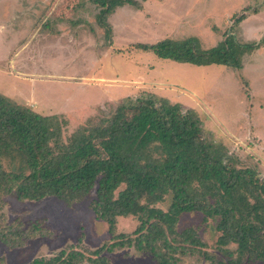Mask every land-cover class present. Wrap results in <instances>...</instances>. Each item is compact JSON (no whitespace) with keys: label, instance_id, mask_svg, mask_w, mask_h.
<instances>
[{"label":"rangeland","instance_id":"1","mask_svg":"<svg viewBox=\"0 0 264 264\" xmlns=\"http://www.w3.org/2000/svg\"><path fill=\"white\" fill-rule=\"evenodd\" d=\"M137 9L124 5L102 19L94 0H0V93L66 119L65 137L121 98L152 92L194 109L211 138L264 177V0H148ZM227 36L253 48L242 54L240 69L163 59L134 45L194 37L210 47ZM18 164V158L8 159L4 168ZM1 190L0 229L21 245L0 241V264H28L68 245L94 249L138 224L120 216L110 232L91 208L94 189L70 202L55 196L19 200ZM184 229H193L201 251L219 264L236 258V245H218L214 222L200 212L179 216L177 230ZM105 256L111 264H158L133 247ZM176 264L212 263L196 251ZM234 264L264 261L244 257Z\"/></svg>","mask_w":264,"mask_h":264},{"label":"trees","instance_id":"2","mask_svg":"<svg viewBox=\"0 0 264 264\" xmlns=\"http://www.w3.org/2000/svg\"><path fill=\"white\" fill-rule=\"evenodd\" d=\"M94 1L103 19L124 5L141 8L146 0ZM134 45L163 59L237 69L242 54L253 49L229 36L210 47L194 37ZM92 120L64 137L66 119L0 93V190L19 200L55 196L70 202L94 189L91 208L110 232L117 217L138 220L131 232L112 234L94 249L68 245L28 264H111L105 252L124 247L146 252L158 264H176L196 251L219 264L201 251L193 229L177 230L179 216L192 211L214 222L218 245H236L232 264L244 257L264 261V177L211 138L194 109L142 92L121 98ZM15 158L20 164L6 170V160ZM166 199L167 208L159 207ZM0 241L21 245L15 234L1 229Z\"/></svg>","mask_w":264,"mask_h":264},{"label":"crops","instance_id":"3","mask_svg":"<svg viewBox=\"0 0 264 264\" xmlns=\"http://www.w3.org/2000/svg\"><path fill=\"white\" fill-rule=\"evenodd\" d=\"M146 1H148V0H146ZM146 1H145V2H146ZM145 2H144V3H145ZM144 3H142V6H141V8H143V5H144ZM141 8H139V9H141ZM139 9H137V10H139Z\"/></svg>","mask_w":264,"mask_h":264}]
</instances>
